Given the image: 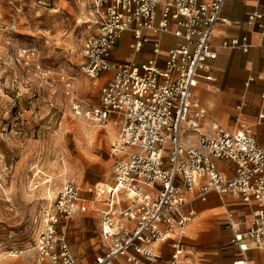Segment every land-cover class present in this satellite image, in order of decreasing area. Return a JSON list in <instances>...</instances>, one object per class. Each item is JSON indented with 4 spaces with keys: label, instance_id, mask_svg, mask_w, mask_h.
Listing matches in <instances>:
<instances>
[{
    "label": "built area",
    "instance_id": "2783aa9c",
    "mask_svg": "<svg viewBox=\"0 0 264 264\" xmlns=\"http://www.w3.org/2000/svg\"><path fill=\"white\" fill-rule=\"evenodd\" d=\"M89 1L96 30L82 44L79 70L102 80V86L99 106L83 109L82 115L98 127L111 122L118 128L111 146L113 183L104 191L95 187L104 194L99 224L104 250L89 264H181L182 240L196 218L186 206L190 198L205 201L210 193L256 203L250 229L234 231L232 242L242 252L249 244L264 251V146L244 128L228 130L213 119L203 128L207 114L193 100L200 73L209 72L217 57L211 48L216 27L233 24L221 17L228 0ZM247 22L264 34V13H248ZM125 32L133 36L134 52L149 42L154 57L112 62L111 52ZM162 35L179 40L167 50L163 69L158 65ZM223 47L247 53L251 45L243 37L225 40ZM71 89L67 83V95ZM219 161L234 164L231 177L218 168ZM87 210L79 188L64 182L36 219L31 264H81L60 228ZM164 244L171 249L167 260L159 252ZM22 253L12 249L8 256Z\"/></svg>",
    "mask_w": 264,
    "mask_h": 264
},
{
    "label": "rangeland",
    "instance_id": "374dc122",
    "mask_svg": "<svg viewBox=\"0 0 264 264\" xmlns=\"http://www.w3.org/2000/svg\"><path fill=\"white\" fill-rule=\"evenodd\" d=\"M90 14L89 0H0V264L32 263L36 219L64 182L79 188L96 217L104 194L95 187L113 183L118 128L82 115L99 106L102 86L79 70L82 44L96 30ZM60 232L79 262L104 250L93 222ZM12 249L23 253L9 257Z\"/></svg>",
    "mask_w": 264,
    "mask_h": 264
},
{
    "label": "crops",
    "instance_id": "0c3cea01",
    "mask_svg": "<svg viewBox=\"0 0 264 264\" xmlns=\"http://www.w3.org/2000/svg\"><path fill=\"white\" fill-rule=\"evenodd\" d=\"M251 12L264 13V0L225 2L221 17L233 24L219 23L216 27L211 48L217 57L210 62L209 72L200 73L193 91V100L207 114V120L202 121L203 128L208 127L210 119L216 120L228 130L244 128L254 136L259 146H264V117L260 118L264 116V34L255 32L248 24L247 14ZM143 35L151 40L155 38L149 31H144ZM243 37L251 45L247 53L223 47L225 40ZM159 40L158 65L163 69V58L167 50L179 40L170 35H162ZM132 42L131 32L123 33L111 52L110 60L115 63H143L154 57L151 43L144 44L140 52H134L131 49ZM208 75L212 77L211 80L205 78ZM217 166L228 177L234 174L232 162L219 161ZM255 207V202L247 204L231 195L221 197L210 193L205 201L190 198L186 210H194L196 218L187 227L182 240L184 254L181 264H264V251L248 243L249 249L242 252L232 242L234 231L246 232L250 229ZM69 222L63 227L68 229V234L93 222L96 230H99L102 243L100 214L96 217L87 212L80 213ZM67 241L70 250L75 247L70 236ZM159 252L161 259L167 260L171 254L170 246L161 245Z\"/></svg>",
    "mask_w": 264,
    "mask_h": 264
},
{
    "label": "bare ground",
    "instance_id": "6f19581e",
    "mask_svg": "<svg viewBox=\"0 0 264 264\" xmlns=\"http://www.w3.org/2000/svg\"><path fill=\"white\" fill-rule=\"evenodd\" d=\"M109 134H110L111 136H113V135H114L113 128H109ZM102 186H105V184H104V185H102ZM107 188H109V186H108V185H107Z\"/></svg>",
    "mask_w": 264,
    "mask_h": 264
}]
</instances>
